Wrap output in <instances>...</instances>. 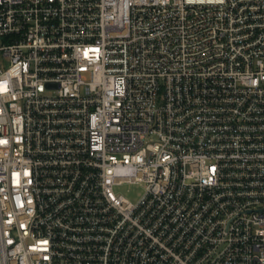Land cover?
<instances>
[{
	"label": "built area",
	"instance_id": "built-area-1",
	"mask_svg": "<svg viewBox=\"0 0 264 264\" xmlns=\"http://www.w3.org/2000/svg\"><path fill=\"white\" fill-rule=\"evenodd\" d=\"M0 264H264V0H0Z\"/></svg>",
	"mask_w": 264,
	"mask_h": 264
},
{
	"label": "rangeland",
	"instance_id": "rangeland-1",
	"mask_svg": "<svg viewBox=\"0 0 264 264\" xmlns=\"http://www.w3.org/2000/svg\"><path fill=\"white\" fill-rule=\"evenodd\" d=\"M115 191L122 193L129 197L131 200H138L145 192V184L142 182L138 183H123L115 186Z\"/></svg>",
	"mask_w": 264,
	"mask_h": 264
}]
</instances>
